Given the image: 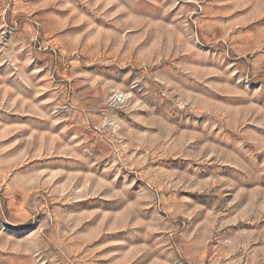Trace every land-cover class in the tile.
I'll return each mask as SVG.
<instances>
[{"label":"rangeland","instance_id":"rangeland-1","mask_svg":"<svg viewBox=\"0 0 264 264\" xmlns=\"http://www.w3.org/2000/svg\"><path fill=\"white\" fill-rule=\"evenodd\" d=\"M0 264H264V0H0Z\"/></svg>","mask_w":264,"mask_h":264}]
</instances>
